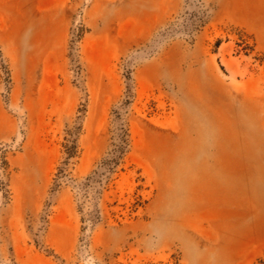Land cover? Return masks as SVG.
Segmentation results:
<instances>
[{
    "label": "rangeland",
    "instance_id": "1",
    "mask_svg": "<svg viewBox=\"0 0 264 264\" xmlns=\"http://www.w3.org/2000/svg\"><path fill=\"white\" fill-rule=\"evenodd\" d=\"M264 260V0H0V264Z\"/></svg>",
    "mask_w": 264,
    "mask_h": 264
},
{
    "label": "trees",
    "instance_id": "2",
    "mask_svg": "<svg viewBox=\"0 0 264 264\" xmlns=\"http://www.w3.org/2000/svg\"><path fill=\"white\" fill-rule=\"evenodd\" d=\"M259 264H264V260H260L259 261Z\"/></svg>",
    "mask_w": 264,
    "mask_h": 264
}]
</instances>
